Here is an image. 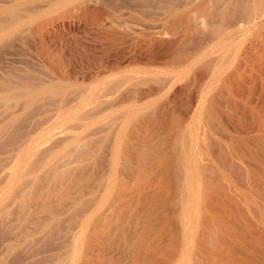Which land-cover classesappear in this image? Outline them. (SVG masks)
Listing matches in <instances>:
<instances>
[{
  "label": "bare ground",
  "instance_id": "1",
  "mask_svg": "<svg viewBox=\"0 0 264 264\" xmlns=\"http://www.w3.org/2000/svg\"><path fill=\"white\" fill-rule=\"evenodd\" d=\"M105 1L6 0L4 4L2 0L0 4V39L7 35H17L24 40V43L34 45L35 50L44 61L42 63L49 67H47L48 71L51 69L52 71H50L56 75L52 76L51 74L54 79L53 85H56L54 82H57V86L58 82L61 83L60 81L68 82L72 77L77 79L82 76L83 79H88V77H99L115 69V71L117 69L123 71L120 68H129L128 66L131 65L134 69L137 63L146 62L147 64L144 65L146 68L148 65L146 70L141 71L140 64H137L141 71L138 72L139 75L136 73L137 69H135L136 72L132 70L133 74L128 77L125 75L126 77L118 83L113 81V83L116 82V85L110 86L114 88H110V90H115L117 94L115 96L122 102L120 104L123 102L128 104L130 100L138 103L134 107L126 106V104V112L123 110L128 119L129 117L131 119L133 114L136 119L132 118L135 121L128 120L126 116H123V104L120 106L122 112L120 117H123V120L110 121L112 123L108 124L107 137L111 144H108L109 149H107L110 151L107 153L109 155L107 158L109 171L105 175L107 176V190L113 188L115 195L114 198L111 197L113 190L111 192L109 190L111 197V199L107 197L109 203L103 204V202V205L97 207L95 205V210L85 219L83 218L80 223L81 229L76 231L75 235L73 234L79 240H76L75 244L72 243L74 245H72V258H70L72 261L70 262L107 264L108 256L109 264H171L172 262L173 264H205L206 260H213L214 257H218L220 260V256L222 257L225 253L224 257L228 255V258L232 259L230 262L233 261L232 263L228 261L229 264H264V261L257 260L254 256L256 253L253 247L250 250L243 245L242 250L246 256L242 257L243 251L239 254L234 246L239 241L247 242V234L242 235L237 231L239 226H246L247 231H251V234H258L261 231L258 229L261 228V221L264 218L262 217L260 220L256 215L259 207L256 206V210H253V205L245 202L238 208H228L226 205L229 201L224 198V196L227 198L228 193L222 188L228 182L246 181L245 176L233 163L236 159L233 158L232 147L224 141L225 138L222 140L224 134L230 133L227 132V125L233 123L234 126L236 124L234 123L235 119L233 120L235 113L236 117L240 113L239 116L246 115V106L242 105L243 108H241L236 102L237 97H242L245 94L251 103L256 101L255 108L261 105L259 107L260 115L264 114V0H136L141 1L142 9V12H137V14L132 11V8L131 11L121 10L123 9L121 8L112 10L113 12L108 8L107 10L104 7L100 8L101 6L98 5ZM127 4L129 5V3ZM66 5L71 7L68 6L70 8L66 9L64 7ZM63 7L67 13H71L69 17L73 16L72 13H75L76 10L82 11L83 15L94 19L93 21H100L107 16V24L101 21L103 25H100V28L99 25L97 26V29L100 30V36H98L101 38V46L98 47L99 57L95 58L97 52L92 53L95 56L89 53L94 49V46H91L94 41L92 39L93 42H88V38H86L87 40L82 38L83 42L81 39L78 46H75L77 42L75 40L74 44H72L73 42L68 44L75 48L70 46L67 49V44L59 45L60 47L57 48L58 46L53 44L52 47L59 49V52L52 50L49 43L55 41L54 38H58L59 34L66 40L69 37L67 33L71 29H80L81 31L84 28L86 30L87 27L80 18V21L75 20L77 19L75 17L68 19V15L67 19L60 20L59 18L57 20L60 15L59 10ZM138 10H140L139 7ZM143 13L148 14V18L145 16L146 20L141 16ZM54 14L57 16L56 19L53 18ZM154 16L162 17L158 18L161 21H154ZM59 17L62 18V16ZM152 17L153 21H149ZM147 19L149 20L147 21ZM50 20L54 21L50 22ZM101 22L99 23L101 24ZM130 23L137 25L133 27L129 25ZM98 30L95 29L97 33ZM61 35H59L60 39ZM136 40L138 41L136 42ZM98 41L100 40L98 39ZM185 43L187 46L180 49L185 46L183 45ZM79 46H81L82 55L84 54L85 57L84 59L80 56L84 59H81L80 62L75 57L77 52L79 54ZM141 65L143 66V64ZM144 66L143 69H145ZM20 74L18 73L19 76ZM24 75L21 76L20 83L19 81L17 83L20 86L12 84L19 89L18 91L14 87L17 92L8 83L16 82L12 81V79H17L16 76L13 77L12 74L11 77L8 76L10 77L9 81L6 79L8 85L5 82L6 77L3 82H0V100L6 98L5 101H7L9 97L13 99L10 95L13 90L14 92L11 93L14 95L13 97L22 96L29 99V102L30 100L33 102V99L36 100L40 96L36 95L35 89L40 87L41 82H49V85L52 82V79L50 82L47 77L48 81L44 82L39 81L38 77L36 78L37 75ZM33 76L35 81L38 80V84L41 83L39 87L33 84L35 82ZM100 78L102 77L100 76ZM75 81L77 82V80ZM30 82H33V85ZM78 83L80 82L78 81ZM45 88H40L39 91L45 90ZM3 90L10 91L4 93ZM152 98H155L151 100L153 103L149 100ZM147 102L153 104L152 109L149 108ZM72 104L75 105V103ZM120 104H117L118 108ZM231 105L234 107V117H230V112L227 109ZM147 108L149 109L146 110ZM127 113L131 115L129 116ZM125 120L132 121L130 129ZM241 120L243 121V119ZM126 123L129 130L127 127L125 128ZM244 129L251 131L245 126V128L240 127L239 132L245 134L246 130ZM262 129L264 130V128ZM122 136H126L125 139ZM88 141L86 140L84 144L87 145ZM99 141L100 144L101 141ZM89 142L85 150L81 149L84 158L81 156L82 151L79 150L81 151L79 156L84 159L81 160L86 163L84 165L77 164L78 167L74 166L75 168H65L69 169L66 171H63V168L55 176L52 175L54 176L52 185L47 191L39 194L40 198L51 194L55 195L58 192L59 195H62L61 192L70 194L67 192H74L75 189L81 194L87 191L92 192V186L89 187L91 176L86 174L90 167L99 162L98 160L101 158H99L100 149L96 148V145L93 146V141ZM79 143L75 147L80 146ZM92 146L94 151L91 150ZM224 148H227L228 152ZM204 151L209 153H204ZM227 159L229 162H225ZM159 175L166 177L167 182H165L166 179L165 181L157 180ZM103 180L105 181V178ZM131 183H133V188H129ZM93 186L97 185L93 184ZM80 196L82 195L77 194V197ZM79 199L81 200V198ZM24 201L22 200V203ZM72 201L75 202V200ZM23 205L25 204L23 203ZM238 211L243 213L241 222L237 221L235 217L239 213ZM229 213L231 215L227 217ZM113 227L117 228L115 232L118 233L112 232L113 236H119L112 238L113 240L110 239L113 242H110V245L118 246L119 251L117 252L116 248H114L116 251L112 250L113 248H108L107 255L105 240H109L107 235ZM82 236L84 237L81 240ZM79 241H83L82 244H79ZM110 245L109 247H111ZM259 246H261L260 243ZM112 252H114L113 255L120 252L119 258H117L118 255L114 257ZM228 258L227 260H229ZM224 259L223 262L227 261ZM209 261H207L208 264H213L212 261H210L211 263ZM214 262L219 264L218 259L217 262L216 260Z\"/></svg>",
  "mask_w": 264,
  "mask_h": 264
},
{
  "label": "rangeland",
  "instance_id": "2",
  "mask_svg": "<svg viewBox=\"0 0 264 264\" xmlns=\"http://www.w3.org/2000/svg\"><path fill=\"white\" fill-rule=\"evenodd\" d=\"M132 1H133V3H132ZM1 2H2V0H0V4H1ZM3 3L5 4L6 0H3ZM127 3H129V5ZM140 3H141V1H136V0L135 1L134 0H115V1L114 0H111V1L106 0L105 3L99 4L98 6L99 7L101 6L100 8L104 7L106 10L108 8L111 11L112 10L115 11L118 9L120 10L121 8H123L121 10H125V11H128V10L131 11L133 9L132 11H134V13L136 12L135 14H137V12H142ZM120 4H122V5H120ZM68 6H70V5H66L64 7L66 9L67 8L69 9L71 6L70 7H68ZM64 7L59 10L60 15L57 14L58 12L56 13L57 15L62 16V18L58 16L57 20H59V18H60V20L65 19V18L67 19V17H66L67 15H68V19H72L75 17V18H77L75 20L78 21L80 18L83 23H86V25H87L86 30L87 31L85 30V28L81 29V31H80V29H71V31L68 32L69 35L67 33V36H69V37L66 40L68 42L62 38L61 34H59V35H61V39H60V36L58 35V38H54L55 41L49 43L52 50H56V51L59 50V49H55V47H52L53 44L58 46L57 48H59L62 44H64V45L67 44V49H69L68 47H70V46L74 47L73 45H68V44H71L72 42H73L72 44H74V40H75V42L77 41L75 43V46H76L79 43V41H81L82 38L85 40H87L86 38H88V40H87L88 42L94 41L93 43H91V46L92 47L94 46L93 47L94 49H93V51L91 50V52L89 51V53L92 54L93 52H95V53L97 52L96 56L94 54H92V55H94L95 58L99 57L100 54H98L99 53L98 51L100 48L99 46H101V38L99 37L100 36L99 31L100 30H98V29L100 28V25L101 26L103 25V23L107 24V22H108V20H106L107 16L100 19V21L99 20L93 21L94 19L88 18L85 15H83V13H81L82 11L76 10L75 13H72L74 15L69 17V15H71V13L70 14L67 13L66 12L67 10ZM113 7H115V8H113ZM138 7L140 10H138ZM62 9L63 10L65 9L64 10L65 12ZM147 15L148 14L143 13V15H141V16H142V18L145 16L148 18ZM55 17L57 18L56 15L53 16V18H55ZM146 17L143 19L146 20ZM159 17L160 16H158V18ZM154 18H155L154 21L158 20L157 17L154 16ZM160 18H162V17H160ZM148 20L149 19H147V21ZM53 21L50 20V22H53ZM98 21L99 22L103 21V23L101 22V24H100ZM149 21H153V17ZM158 21L160 22L161 20L159 19ZM129 25L136 27L137 24H134V23L131 24L130 23ZM97 26L99 27L98 29H97ZM95 29L98 30V33H97V31H95ZM136 31L138 32V30H136ZM85 32H86V34H85ZM10 37L11 38L13 37V38L11 39ZM4 38H6V39H4ZM17 38H19V39H17ZM97 38L100 41H98ZM83 39H82V42H83ZM89 39H91V40H89ZM92 39H93V41H92ZM137 41L138 40H136V42ZM61 42H63V43H61ZM26 44H28V43H26V42L24 43V40H22V38H20V36H17V35L16 36L15 35H12V36L7 35V36H4L3 39L2 38L0 39V70H1L0 71V77L2 75V77H1L2 79L0 78V80H1L0 82H3L4 81L3 79L6 77L5 82L7 83L9 81L8 78H10L11 77L10 75L12 74L13 77L16 76V78H17L16 80L12 79V81H16V82L10 81L8 83L11 86H13L14 84H17L18 81L20 83V78H22L23 75L26 73L28 75L26 74L24 76H29L30 74H32V75L34 74V75H37L36 78L38 77L37 79L39 81L42 80V81L46 82V81H48V80L50 81V79H52V82L50 81L51 82L50 85H49V82H46V83L41 82L42 84L41 83L38 84V80L36 79L37 81H35V78L33 76V78H34L33 81H35V82L34 83L32 82V83L34 85H36V87H39V85L41 84L39 88H36L38 91L40 88L44 89L46 87L45 90L41 89L39 92L35 89L36 95L37 96L40 95V96L38 97V99L36 98L37 97L36 96L35 97L36 100L33 99V102H31V100L29 102L28 101L29 99H25L22 96H20V97L16 96V98L13 97L14 95L11 94L13 90H11V93H10V95L12 96L13 99H11L9 97L10 100L8 98H7V101H5L6 98H4V99L2 98L3 100L2 99L0 100V264H70V263L75 264L73 262H70V261H72L70 259V258H72V256H71L72 248H73L72 245H74L77 242L76 240H79V239L75 238V236H73V234L75 235L76 231L78 232L79 229H81L80 223L82 222L83 218L85 219L89 214H91L97 206L103 205L105 203L108 204L109 200L107 197H109V199H111V197L114 198V195H115L114 189L111 187L114 194H113V192H111L112 190H110V188H109V190L111 192V197H110V192H109V190H107L108 187H107V182H106L107 181L106 175L109 171V168H107L108 167L107 158H109V155L107 153L110 152V151H107V149H109V145L111 144L109 141V138L107 137V128H108V124L112 123L110 121H114V120L115 121L116 120L122 121L123 120V117H120V116H122L121 113L123 112V110H124V112H126L125 110H127V109H125V105L127 103L123 102L124 108L122 107V112H121L120 106L123 104H120L122 102L119 101L118 98L115 96V95H117L115 93V90H110V88L114 89L110 86L116 85V82L113 83V81H117V83H118L121 79H124V77H126V76L128 77V75H131L134 72H136L135 69L138 70L136 73L139 75L138 72L146 70L148 68V65L146 68V66H144L145 64H147L146 62L137 63V64H140L139 66H141V71H139L140 69H139V66H137V64H136V66H134L135 67L134 69H133L132 65L128 66L129 68L125 67L124 69L122 67L120 69L123 71H118V69H117V71H115L116 70L115 69L113 71H109V73L106 72L105 74L100 75L102 78H100V76L99 77L95 76L94 78L91 77L92 79L89 77H88V79L87 78L83 79L82 76L77 77V79H75V77H72L71 80H69L70 82L69 81L68 82L63 81V83H62V81H60L61 83L58 82L59 85L57 86V82H54V84H56V85L52 84L53 80H54L52 76L53 75L56 76V75L53 72H51L52 71L51 69H50L51 71L49 70L50 71L49 72L48 71L49 67L46 66L45 63H42L44 61H42V58H41L40 54L38 53V51L35 50L36 48H34V45H32L33 46V48H32L31 45H29V44L26 45ZM95 44H97L98 46L97 45L95 46ZM183 45H185V46L180 47V49L181 48L183 49V47L187 46L186 43ZM62 47L64 48V46H62ZM82 48H83V44H82ZM78 50H79V54H80V52H81V54L79 55L78 52L76 51L77 53L76 52L75 53L77 55L75 54V57L78 59L77 61L80 62L81 59H83V58L85 59V57L83 56L84 54L82 55L83 50L81 49V46H79ZM56 51L55 52L53 51V52L56 53ZM80 56L83 58H81ZM39 57H40V59H39ZM141 64H143L145 69L142 68L143 66ZM133 65H135V64H133ZM149 67H150V65H149ZM125 69H127V70H125ZM16 70H17V72H16ZM25 70H26V72H25ZM45 70H47V71H45ZM132 70H134L133 73H131ZM13 73H14V75H13ZM18 73L19 74L21 73L20 76L18 75ZM37 73L39 74V76ZM51 74H52V76H51ZM8 76H10V77H8ZM134 76H135V74L133 75V77ZM46 77L48 78V80ZM6 79L8 81H6ZM44 79H46V80H44ZM117 79H119V80H117ZM75 80H77V82L79 81L80 83L77 84V82ZM55 81H57V80H55ZM8 83H7V85H8ZM32 83L30 82V84H32ZM44 84L45 85L47 84V85L45 86ZM64 85H67V86H64ZM17 86H20V84H17ZM14 87H16V86H13L12 89H14ZM16 89H18V88L16 87ZM16 89H14V91ZM246 89H248V88L246 87ZM8 91H10V90H8ZM8 91L6 90V91H4V93L8 92ZM18 91H19V89H18ZM42 91H44V92L42 93ZM16 92H17V90H16ZM84 92H85V94H84ZM1 93L3 94L2 91H1ZM37 93H39V94H37ZM80 93L81 94L83 93L84 96L81 95ZM240 97L241 96L237 97L236 102L240 105L241 108H243V106L244 107L246 106L245 107L246 115L245 116L242 115L243 116L242 117V116H239V115H241V113L240 114L237 113L238 117H236V113L234 111L233 105L228 107L227 109L230 112L229 113L231 115L230 117H232V116L234 117V113H235V118H233V120L235 119L234 123H236V124H234V126H233V123L229 124V125L226 124L228 127L227 132H230L231 135H229L230 133H226L223 136L222 135H219V136H222V140H223V138H225L226 140H224V141L227 142V144L230 145V147H232L231 151L234 154L233 158L235 157L234 159H236L235 162H233V163L236 165L237 169L242 173V175L245 176L246 181L245 182L237 181L234 183L228 182V183L224 184V186L226 188L224 186L222 188H224L228 193L227 198L224 196V198L227 201H229L228 204L226 205L228 208L229 207L238 208V207L242 206L243 203H245V202L252 204L253 210L254 209L256 210L255 207L258 206L259 209L257 210L256 215L261 220L262 217L264 218V130L262 129V128H264V121H263L264 120V114H262L263 116L260 115L261 112H260L259 107H261V105H258L257 106L258 108H255L256 101L251 103L245 94L242 95L243 98L242 97L240 98ZM63 99H64V101H63ZM154 99L155 98H152L149 100L151 101ZM37 100H38V102H37ZM130 101H131V103H130ZM130 101L129 102L127 101L128 104L126 106L134 107L135 105H138V103L132 102V100H130ZM242 101H243V103H242ZM116 102H118L120 104L119 108L117 105L118 103H116ZM151 102H149V103L147 102V105L149 104L148 105L149 108L152 109L151 106H153V104L151 105L150 104ZM27 103H28V105H27ZM72 103H75V105ZM76 103H77V105H76ZM133 103H136V104H133ZM4 104H6V105H4ZM54 104H56V105H54ZM49 107H51V108H49ZM149 108H147L146 110H148ZM59 109H60V111H59ZM64 109H65L66 113H65ZM70 109H72V110H70ZM128 109H129V107H128ZM62 110L64 113L62 112ZM124 112H123V114H124ZM57 113H58V115H57ZM134 113L137 114V112H134ZM231 113H233V114H231ZM61 114L64 116H62ZM127 114L129 116L131 115L129 113H127ZM46 116H47V118H46ZM112 116H114L116 119L114 117L111 118ZM123 116H126V115L124 114ZM133 116H135V114H133ZM133 116L131 117V119L132 118L136 119V117H133ZM56 117H58L59 119H57ZM61 117H63V118H61ZM118 117H119V119H117ZM244 117H246V118H244ZM126 118L128 119V116H126ZM131 119L129 117L128 120H131ZM135 119H132V120L135 121ZM241 119H243V121ZM125 121H127V120H125ZM245 121H247V122L245 123ZM130 122H132V121L128 122L129 129L131 128ZM238 122H240V123H238ZM241 122H242V124H241ZM238 125H240V126L236 127ZM244 125L246 127H248V129H251V131L248 130L249 133H247L248 132L247 129H244V130H246V132H245V134L247 133L246 135L244 133L239 132L240 127L245 128ZM250 126H252L254 129L252 127L250 128ZM126 127H127V123L125 124V128ZM125 128H124V130H126ZM127 129H128V127H127ZM260 130H262V131H260ZM126 131H125V133H127ZM104 134H106V135H104ZM70 135H72V136L74 135L73 138H76V139H73L72 136L70 137ZM227 135H229L230 137L232 136V139H230V137ZM239 136L242 138H240ZM77 137H78V139H77ZM101 137H103V138H101ZM122 137H123V139H125L126 136L125 137L122 136ZM233 137H234V140L236 143L234 142ZM96 138H98V139H96ZM74 140L75 141L79 140V141L75 142ZM86 140L87 141L89 140L91 142L93 141L92 142L93 146L95 147V145H96L97 146L96 148L100 149L99 150L100 151L99 158H101V159H99L98 160L99 162H96L95 165L91 166L89 171L86 174L87 176H89V175L91 176L90 178L88 177L90 179L89 187L92 186L91 188H93V189H91V191L93 192L94 195L91 194L92 192L90 193V191H87L86 193L84 192V194H81L78 190L75 189L74 192H69V191L67 192V193L71 194V196H70L71 198L69 197L70 194H66L65 192H64L65 194L63 192H61L62 193V195L60 194L61 196L59 195V192H58V194L55 193V195L51 194L47 197L40 198L39 194H42L43 192L48 190L49 186H51L53 183L52 178H54V176L56 174H58L60 171H62L63 168H64L63 171H66L69 169H65V168H75L77 166V164L78 165H84L86 163V162L82 161V160H84V159H82V157H83L82 156V154H83L82 150H85L86 147L88 146V144L90 143L88 141L87 145H85L84 143H86ZM231 140H232V142H230ZM98 141L100 142V144L98 143ZM79 142L82 144H80ZM77 143H79L78 145H80V146H78V147L80 149H77L78 148L77 146L75 147V145H77ZM96 143H98V144H96ZM233 143H235L236 145ZM72 145H74V146H72ZM100 145H101V148H100ZM105 145H107V146H105ZM93 146H92L91 150H93V148H94ZM207 149L208 150H214L213 148H211V149L207 148ZM224 149L226 152H228L227 148H224ZM79 150H81L82 153ZM99 151H98V153H99ZM207 151H204V153H209ZM210 152H212V151H210ZM80 153H81L82 157L79 156ZM214 153L216 156V154H217L216 147H215ZM193 155H194V153H193ZM79 157H80V159H79L80 161L78 160ZM229 160H230V162H232L230 158H229ZM229 160L227 159L225 162H229ZM81 162H82V164H81ZM54 170H55V172H54ZM90 172H91V174H90ZM103 174H104V176H103ZM52 175H54V176H52ZM94 175L97 178H100L101 176L103 178L97 179L96 177L94 178ZM159 176H157L158 177L157 180L161 179V180L165 181V179H166L165 182H167L166 177H163L162 175H159ZM104 178H105V181L103 180ZM95 180H96V182H95ZM98 181H99V183H98ZM93 184L97 185L99 187L93 186ZM131 184H129V185H131V186H129V188L130 187L133 188V183H131ZM107 192H108V194H107ZM56 194H57V196H56ZM77 194L78 195L80 194L82 196L77 197ZM107 195H109V196H107ZM65 196H67V198L68 197L69 198L67 199V198H65ZM89 196H91V197H89ZM79 198H81V200ZM22 200L23 201L25 200L23 202L25 205H23ZM72 200H75V202H73ZM95 205H96V207H95ZM90 209L91 210L93 209V210L91 211ZM238 212L239 213L235 217H236L237 221L241 222L242 218H243V213L240 211H238ZM83 214H86V215H83ZM230 215H231L230 213L227 214V217H230ZM77 224H78V226H77ZM250 224H252V223H250ZM244 227H243V225H242V227L239 226L237 231L239 233H242V235L247 234L246 235L247 236V242L243 241V243H242L241 241H239V242L235 243L234 246L236 247L237 252L240 254L241 251H243L242 250L243 245L246 246L247 249H250V250L253 247V249L255 250L254 252L256 253V255L254 254V256L257 258V260L264 261V228H263L264 227V219L261 221V228L258 229V230H261L262 232L260 231V232H258V234L257 233H254L255 235L251 234L250 233L251 231L249 230L250 232H248L247 231L248 228L246 226H244ZM113 229L111 231H109V233L107 232L110 235V236L107 235V238L109 240L110 239L113 240L112 238H117V236H119V235L113 236L112 232H114V234H116L117 232H115V230L117 228L113 227ZM259 234H261V235H259ZM248 235H250V237H248ZM83 237L84 236L81 237V240ZM74 238H75V240H74ZM72 240H73V242H72ZM109 240H107L109 242V244L105 240V242H106L105 243L106 254H107L108 248H111V249L113 248L112 250H115V251L117 249V252H118L119 251L118 246L110 245V242H112V241L111 240L109 241ZM83 241H79L80 242L79 244H82ZM72 243H74V244H72ZM259 243L261 246H259ZM106 244H108V245H106ZM255 244H257V245H255ZM109 245L111 247H109ZM106 246H107V248H106ZM114 248H116V249H114ZM111 249H110V251H111ZM113 254H114V252H112V255ZM115 255H116V253H115ZM115 255H113V256L115 257ZM117 255H118L117 258H119L120 252ZM224 255L226 256V254L225 253L223 254V256H222L223 258L220 256V260L218 257H216V258L214 257L215 259L212 257L213 260H210V261H212L213 264H218V263H215L214 261L216 260V262H217V259H218V262H219V261H221V258H222V261L219 262V264H221L223 262L224 258H226L224 260H227V258H228V255H227V257H224ZM244 255L246 256V253L243 251L242 257H244ZM62 257H63V259H62ZM230 258L231 257H229L228 258L229 260L224 261L223 263H225V262L227 263L228 261H229V263H232L233 261L230 262V260H232ZM207 261H209V259L206 260L205 262L207 263ZM210 261H209V263H211ZM108 262H109V258L107 256V264H109ZM95 263H92V264H95ZM229 263H227V264H229ZM97 264H99V263L97 262ZM171 264H173V262Z\"/></svg>",
  "mask_w": 264,
  "mask_h": 264
}]
</instances>
